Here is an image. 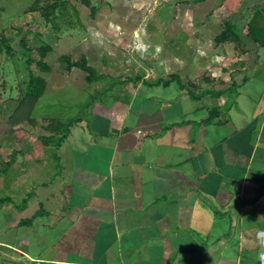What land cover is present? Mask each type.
Returning <instances> with one entry per match:
<instances>
[{"label": "crops", "instance_id": "crops-1", "mask_svg": "<svg viewBox=\"0 0 264 264\" xmlns=\"http://www.w3.org/2000/svg\"><path fill=\"white\" fill-rule=\"evenodd\" d=\"M230 1L218 6L231 12ZM250 1L252 17L240 12V21L233 12L228 21H244L251 43H235L234 59L227 48L234 42L221 44L215 59L227 62L207 68L212 78L193 81L226 91L221 96L204 95L206 103L194 107L200 96L189 92L178 99L128 92L126 100L94 105L59 148L39 140L42 154L33 159L31 149H20L18 172L11 168L9 175L28 188L10 193L8 204L22 197L17 210L24 215L31 202L38 208L14 226L54 216L56 254L32 257L8 248L37 264H258L264 90L253 99L238 90L249 79L241 76L254 49L263 47L251 33L253 24L264 30V0Z\"/></svg>", "mask_w": 264, "mask_h": 264}, {"label": "rangeland", "instance_id": "rangeland-1", "mask_svg": "<svg viewBox=\"0 0 264 264\" xmlns=\"http://www.w3.org/2000/svg\"><path fill=\"white\" fill-rule=\"evenodd\" d=\"M54 1L0 0V36L11 37L18 50L14 57L0 56V170L15 157L12 168L18 172V155L13 152H21L20 149H27L28 152L31 149V159L41 156L39 137L46 133L48 124L38 119L35 127L23 123L11 129L8 122L9 115L17 106L13 98L17 99L22 89H25L22 82L29 77L26 61L19 54L22 36H26L35 46H39L40 41L53 48L46 58L52 68L50 73L41 72L35 64L31 66L34 74L44 77L48 82L44 96L34 108V115L37 117L75 118L80 114L82 106L91 101V96H95L98 90L106 93L102 100L110 103L113 95H117V87L110 89L112 96L108 95V88L112 83L110 78L91 84L87 82L88 73L77 68L67 71V64L60 61L62 56H69L73 61L85 56L88 64L100 75L137 80L129 83L125 92L138 93L141 97L178 99L192 90L200 96V100L192 102L196 107L206 103V96L202 94L208 86L197 87L198 89L188 86L181 89L177 82L169 87H156L144 85V81L153 82L159 78H169L172 74H179L183 82L199 81L205 76L212 78L207 68L213 69L214 64L227 62L223 56L215 59L217 48L221 45L217 44L216 37L226 28V21L232 18L231 13L238 12L234 19L241 21L240 12L252 17L253 10L254 14L256 11L250 0L230 1L231 12L230 9L218 6L220 0H90L89 6L82 0H69L76 6L79 17L65 19L59 13L57 23L62 29L56 30L54 24L46 22L42 15V10ZM35 3L37 7L32 10ZM71 19H74L72 26L69 24ZM19 29H22L21 35L18 34ZM234 31L243 45L251 43L247 38L249 32L245 30L244 21L235 23ZM96 32L102 34V44L96 42ZM136 36H141L150 45L149 52L144 57L131 50ZM235 45V42L234 45L227 44L233 59ZM157 46L161 48L159 53L155 51ZM250 57L251 65L243 72L244 76H241L249 79L238 89L243 99L246 96L253 99L264 90V47L254 49ZM31 58L39 60L37 51L31 53ZM207 100L216 104V99L212 97ZM25 160L27 162L29 159ZM27 188L13 176L0 172V198L10 196V193L18 196L16 192H23ZM20 199L22 197H17L14 204H0V264L38 263L17 249L8 248L6 244L17 246L32 257L52 258L56 254L52 247V236L56 231L50 230L55 222L54 216H40L32 226H14L21 217H30L38 208L35 202H31L25 216L21 209L17 210L22 203L18 202ZM9 209H12L10 213ZM23 241H27L28 245L21 246Z\"/></svg>", "mask_w": 264, "mask_h": 264}, {"label": "trees", "instance_id": "trees-1", "mask_svg": "<svg viewBox=\"0 0 264 264\" xmlns=\"http://www.w3.org/2000/svg\"><path fill=\"white\" fill-rule=\"evenodd\" d=\"M83 3H85L87 6L90 5V0H82ZM206 0H196V2H204ZM37 7V3L33 4L32 10ZM264 11V10H263ZM262 11V13H264ZM61 14L62 17L66 19V17L71 18L72 16L79 17L78 11L76 9V6L71 3L69 0H55L51 4L47 5L42 10V15L46 22H52L56 28V30L62 29L59 23H57L58 14ZM261 14V11H260ZM69 24L72 26L74 25V19H71L69 21ZM252 28L254 29V33H251L252 41L255 43H259L261 46L264 47V30H257L254 27V24L252 25ZM235 24L232 22L227 21L226 22V28L221 32L219 36L216 37L217 44H222L225 42H235L238 44V46L243 45V42L239 38V35L235 33ZM18 34H22V29L18 30ZM36 33V32H35ZM39 40V39H37ZM53 48L51 45L40 42L39 46H35L33 43H30L26 36H22V39L19 41V54L22 55V58L25 59L27 64V70H28V79L22 82L25 84V89H22V92L19 94L17 99H14V102H17V106L15 107L14 111L9 115L8 122L11 125V129L16 127L17 125L28 123L32 127L37 126V120L40 119V117H37L34 115V108L38 101L41 99V97L44 96L47 87L48 82L47 80L40 76L34 74L31 70L32 65H36L39 70L43 73H50L52 71V68L49 66V64L46 62L47 56L52 52ZM17 51L15 46L13 45V39L8 36H0V56H9L14 57L17 54ZM33 51H37L39 55V60L35 61L31 58V53ZM61 62L66 63V69L67 71L71 72L74 68L80 69L89 75L87 76V82L94 83L98 81H102L110 78L112 83L110 84V87L108 90H114V88H118L117 95H113L112 102L118 101V100H126V97L124 94L125 88L129 83H133L134 81L137 82V80H132L131 78H127L126 80L120 78V77H109L106 75H100L97 73L96 69L89 65L87 62V58L85 56L82 57L81 60L73 61L69 56H62L60 58ZM206 78V77H205ZM207 79H210V77H207ZM178 83L181 89H186V87L190 86L192 88H197V85L192 82H183L181 80V76L179 74H172L169 76V78H159L156 81L149 82L144 81V85L148 86H164L169 87L173 83ZM4 84V83H3ZM4 87V85H3ZM108 92V95L111 94L112 91ZM24 91V92H23ZM97 91V90H96ZM226 91L220 90L218 92H214L211 90H205L202 95H207L210 93H214L215 96H221ZM236 90H234V93ZM97 94L95 96H91V101H89L87 104L82 106L81 112L78 116L75 118L65 119V118H57V117H43L41 118L44 121H48V125L46 127L47 131L50 133L49 135H42L39 137V140L45 144H54L56 149L59 148L67 139L71 128L80 123L84 117L90 112L92 107L96 105L97 103L102 104H108L110 101L102 100L104 98V95L106 93L98 90L96 92ZM189 94L192 97H196L197 95L192 92V90L189 91ZM107 95V96H108ZM103 96V97H102ZM112 96V95H110ZM85 111H88L85 113ZM62 134V136L57 137V135ZM14 155H17V152H13ZM15 161V157H12L10 161H8L4 165V169L0 170V172L3 175H9V171L12 168ZM11 201V198L9 196L0 198V204L4 205ZM37 215H34L31 219H28L26 221H29L32 223V221L36 218Z\"/></svg>", "mask_w": 264, "mask_h": 264}, {"label": "clouds", "instance_id": "clouds-1", "mask_svg": "<svg viewBox=\"0 0 264 264\" xmlns=\"http://www.w3.org/2000/svg\"><path fill=\"white\" fill-rule=\"evenodd\" d=\"M94 38L98 44L103 43V37L100 32H96ZM149 48L150 45L141 36H136L131 45L132 52L139 54L141 57H144L149 52ZM155 51L159 53L161 48L157 46ZM255 241L259 248L258 264H264V230H258L255 233Z\"/></svg>", "mask_w": 264, "mask_h": 264}]
</instances>
